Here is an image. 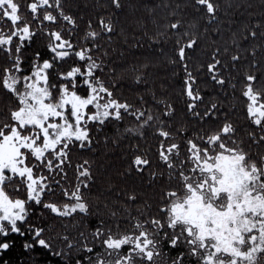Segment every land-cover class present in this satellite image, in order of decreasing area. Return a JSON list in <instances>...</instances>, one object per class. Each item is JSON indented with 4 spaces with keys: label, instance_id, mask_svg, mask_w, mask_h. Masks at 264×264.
Segmentation results:
<instances>
[{
    "label": "snow or ice",
    "instance_id": "snow-or-ice-1",
    "mask_svg": "<svg viewBox=\"0 0 264 264\" xmlns=\"http://www.w3.org/2000/svg\"><path fill=\"white\" fill-rule=\"evenodd\" d=\"M260 5V18L253 20L257 13L249 11L253 8L250 0H226L222 13L217 0L144 3L142 7L152 17L149 22L158 28L153 15L157 8L170 9V19L165 30L154 35L149 34L143 19L133 21L129 43L125 30L117 31L126 9L136 11L125 0H0V255L12 248L10 235L23 238L27 232L26 252L34 245L51 248V254L63 264H70L73 253L79 252L91 254L85 255L86 264H186L184 253L169 261L162 251L165 241L172 248L185 247L196 264H264V0ZM90 6L103 10L102 14L88 19L82 41H74ZM189 7L206 21L199 36L180 31ZM246 14L247 23L242 19ZM225 33L231 35V46L223 51L214 48L206 65L207 81H202L205 66L198 65L199 75L194 74L192 52L205 37L216 45ZM116 35L123 38L125 47L113 45ZM41 38L46 39L45 47L51 53L46 59L40 51H25ZM100 39L107 47L97 42ZM169 41L174 43L175 55L167 58L172 71L165 69L164 78L172 83L181 71L184 74L182 95L188 120L179 126L173 123L175 107L157 97L151 86L150 65L127 63L129 56L136 61L152 53L157 59L164 58L166 53L159 45ZM232 48L235 51L229 59H222ZM70 57L79 63L61 70L62 62ZM124 64L127 67H118ZM129 68L136 73L132 85L142 89L136 92L139 106L124 96L127 81L120 73ZM241 69L245 71L241 73ZM207 82L219 86L226 97L227 84L232 98L241 84L251 126L236 125L219 102L205 103ZM159 86L166 90L165 84ZM128 117L138 126L125 127L123 134L111 138L109 147L107 126L115 121L113 127L120 133L119 125ZM189 122L197 127L188 129ZM213 122L218 125L215 130L208 127ZM145 128L154 129V135L162 138L157 149L162 166L153 164L150 149L134 143L126 147L136 155L119 176L126 179L135 172L149 190L158 187L155 212L148 199L135 203L146 195L136 191H116L115 197L123 199L112 203L119 208L108 202L90 205L86 196L93 194L99 175L94 169L99 159L95 154L103 147L102 156L115 159L114 154L121 151L119 159L127 160L120 141L129 136L144 139ZM245 143L248 151L242 146ZM73 150L93 156L73 164ZM68 169H74V184L68 179ZM56 185L66 202L44 199L46 193L51 196L56 191ZM20 193H26V198H17ZM32 202L41 209L39 217L49 210L61 218L64 232L46 237L44 227L27 223ZM102 208L107 210L106 217ZM92 219L96 220L94 229L87 227ZM122 221L127 222L124 227ZM57 239L63 245L59 250L52 247ZM97 248L100 251H94Z\"/></svg>",
    "mask_w": 264,
    "mask_h": 264
},
{
    "label": "trees",
    "instance_id": "trees-1",
    "mask_svg": "<svg viewBox=\"0 0 264 264\" xmlns=\"http://www.w3.org/2000/svg\"><path fill=\"white\" fill-rule=\"evenodd\" d=\"M18 2L26 3V0H18ZM217 2L221 3V13L223 12V8L226 7V0H217ZM251 3H253V8L249 9L251 12L257 13L255 17L252 19H259V12L262 10L260 5V0H250ZM94 3V0H93ZM125 3H131L136 11L130 12L126 9L125 15L121 17L120 25L117 29L119 32V28H123L125 30V34L129 35V43H131L130 34L132 32V22L137 19H143L145 22H147V31L150 35H154L157 31H164V25H166L169 21L168 12L170 9H166L164 7L157 8L155 10L154 18L157 21V24L160 25L158 28L157 25H154L150 23L152 17L149 16L148 11L142 7L144 3H149L150 6H154L156 3H163V0H125ZM25 12L27 11L26 8L23 9ZM102 11H96L93 7L90 6L89 9L85 10V22L81 23L80 29L75 33L73 36V40H81L83 39L84 35L86 34V21L93 16H99L102 14ZM29 19H31L30 13H28ZM222 19H227V17H223L221 15ZM171 19H175L174 17ZM245 23H247L249 17L247 14L242 18ZM196 25L195 27H192L191 25ZM95 26V21H94ZM206 21L200 18V15L197 14L191 7L185 9L183 13V27L180 29V31H187L189 33H194L197 36L201 32H203L204 28L206 27ZM235 27V26H234ZM242 27V26H241ZM99 30V29H97ZM142 34L141 32H137V35ZM240 33H238L239 38ZM122 37L119 35L115 36V39L113 41V45L116 47H125L122 44ZM175 38H173L174 40ZM98 43L104 44L107 47V43L105 40L100 39L97 41ZM89 41V45H90ZM145 43H147V38H145ZM46 45V39H37L34 41L33 44L29 45L25 51L29 53H34L35 51H40L42 54V58L46 59L51 56V53L48 52ZM199 48L196 49L194 52H192L193 59L190 61V65L193 68L194 74L199 75L196 73V67L198 65L205 66L204 68V75L202 77V81H207V74H206V65L210 61L211 53L214 50V48L219 47L221 51L225 47L231 46V35L230 33H225L224 37L222 39L218 40V43L216 45H212L211 42L205 37L203 40H200L199 42ZM159 47H163L164 51L166 53L165 57L162 59H157V56L155 53H152L148 56L147 59H145L143 56L139 61H136L132 56L128 57V64L136 63V64H143L148 63L150 66L147 69L148 72L152 73V76L149 77V80L151 82V86L155 89V93L157 97H164L166 98L176 109L173 123L176 126L183 125L185 121L188 120V117L185 112L186 104L184 101V97L182 95V79H183V72H180V75L176 77L175 81L172 83H169L168 79H165L164 77L167 75L165 72V69H167V72H171L172 68L168 67L167 64V58L174 56V43L173 41H169L167 44H161ZM127 51V49H126ZM235 51L234 48H232L228 55L223 56L222 59L228 60L229 56L232 54V52ZM31 56L28 57L27 63L30 64ZM79 61L75 57H70L65 62H62L60 65L61 70L67 71L69 70L70 66H73L75 64H78ZM246 63V62H245ZM120 68L127 67L126 64L119 65ZM30 71V69H29ZM245 70L241 69L240 72L243 73ZM121 76L125 78L127 83L124 86V96L127 98V101L132 104H136L139 106V101L136 95L137 91H142V89H137L135 86L132 85V81L135 79L136 73H133L130 68L127 71H121ZM233 75H238L237 73H233ZM238 79H242V76H238ZM165 84L166 90L160 88V84ZM261 85H264V80H261ZM260 86V85H258ZM146 87V86H145ZM207 91L204 92L205 96V103H211V102H219L221 105V110L223 112H226L229 114L228 118L231 119L236 125L243 126H251L249 122L246 119V101L245 99L240 95V91L242 88L241 84L237 85V88L235 90V98L233 97V92L231 89L228 88V85L226 84L224 87L226 90H228V96L226 97L223 93L219 91V86L214 85L212 82H207L206 84ZM131 89V90H129ZM203 90V88H202ZM81 94H86V90L81 89ZM209 97L212 99L209 100ZM145 99L148 100L149 104H152V100L148 95H145ZM159 105H156L153 107V113H156L157 108ZM116 122L113 121L112 124L107 126V134L110 136L109 141V147H111V138L115 136H119L123 134V129L125 127H136L138 126V122L135 121L133 117H128L123 122L120 123L119 128L121 129L120 133H116L115 128L113 125H115ZM197 127L196 124L189 122L187 123L188 129H194ZM208 127L215 130L218 125L213 122L208 124ZM144 132V139H140L139 136H129L125 139H122L120 141L121 149L123 152L127 155V160L119 159L121 156V151H117L114 155L115 159H108L107 157L102 156V153L104 151L103 147L100 148V151H98L95 156L99 157V159L96 160V163L94 165V169L96 173H99V175L96 176L97 183L92 187V195L86 196V199H88V202L90 205L95 206L97 203H100L101 205L104 202H108L110 207H116L119 208V205H113L112 201L115 199H123V197H115V192L118 190H124V191H136L144 192L146 195L144 197H141L138 201H136V204L141 203L143 199H148L150 203L153 205V212L156 210V205L158 202V195H159V188H153L152 190H149L146 184L143 181H140L137 177L135 172H133V175L130 177H127L126 179H121L119 176V173L124 171L125 165L130 163L134 155H136L135 152H132L127 145L131 144H139L141 149H150L149 151V157L152 160L153 164L157 166L160 165L159 156H158V145L159 141L162 139L156 135H154V129L151 128H145L142 130ZM246 151H248L247 143L242 145ZM253 153V156L255 158V146H253V149L251 150ZM110 155H112L110 153ZM183 155V153H182ZM92 153H80L78 150H73L71 154V159L73 164L79 162L82 160V158H90L92 157ZM103 165L104 167L101 168L100 166ZM69 172V181H71L73 184L75 182V172L74 169H68ZM147 180V177H145V181ZM56 188V191L49 196L47 193L44 196L45 200L51 199L53 202H56L57 204H60L65 201V197L63 196L62 192L59 190V186H54ZM112 188V191L109 192L108 189ZM101 193H103V196H101ZM99 197V200L97 199ZM17 198H26V193H20L17 194ZM107 198V199H106ZM32 208L33 213L28 218L27 223H30L34 226L38 227H44L46 229V232L44 235L46 237H53L55 238L57 236V233H63L64 229L62 227L61 218L55 216V214L50 213L49 210H44L45 215L44 217H39L37 215V212H39L41 209L37 208L35 206L34 202H32ZM132 214L136 215L137 209L133 207L131 209ZM102 215L105 217L107 216V210L101 209ZM71 220V218H69ZM127 224L126 221H122L121 226L124 227V225ZM96 226V220L92 219L89 221L87 227L94 229ZM23 227V226H22ZM130 227V226H129ZM12 240L13 246L12 248L2 255H0V264H4V261L7 260L8 264H33V261L35 260V264H63V261L60 258L54 257L51 254V248L49 250H44L40 248L38 245H34L33 249L30 252H26L23 249V243L25 240H30V236L27 234L25 237L21 238L17 234H12L8 238ZM63 245L61 242L57 239L52 247H55L57 250H59V247H62ZM94 251H100L99 248L95 249ZM162 251L166 253L169 257V261H171L174 257H179L182 253H184L183 260L186 262V264H196V261L194 259L189 258L186 255L187 249L183 247L182 245H178L175 248H172L168 241H165L162 245ZM85 255H91L85 252H79V253H73L70 264H77V260L81 261V264H86V261L84 260Z\"/></svg>",
    "mask_w": 264,
    "mask_h": 264
}]
</instances>
